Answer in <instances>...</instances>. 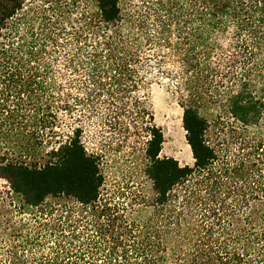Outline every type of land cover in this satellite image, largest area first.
Wrapping results in <instances>:
<instances>
[{"label": "trees", "instance_id": "16d2710c", "mask_svg": "<svg viewBox=\"0 0 264 264\" xmlns=\"http://www.w3.org/2000/svg\"><path fill=\"white\" fill-rule=\"evenodd\" d=\"M160 83L191 165L161 156ZM104 125L149 190L107 186ZM0 148L47 155L0 159V264H264V0H0Z\"/></svg>", "mask_w": 264, "mask_h": 264}, {"label": "rangeland", "instance_id": "374dc122", "mask_svg": "<svg viewBox=\"0 0 264 264\" xmlns=\"http://www.w3.org/2000/svg\"><path fill=\"white\" fill-rule=\"evenodd\" d=\"M150 103L154 123L164 135L161 156L174 158L181 165H191V154L181 123L182 109L174 91L165 83L154 85L150 90ZM61 129L57 127L55 131ZM113 131L110 126H101L95 136L89 137L88 142L89 149L97 151L101 157V168L107 179V186L130 182L149 190L150 182L143 174L144 159L140 145L124 142L118 133L113 135ZM4 151V148H0V159L36 162L38 165L45 163L47 159V155H2Z\"/></svg>", "mask_w": 264, "mask_h": 264}]
</instances>
